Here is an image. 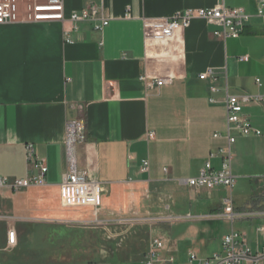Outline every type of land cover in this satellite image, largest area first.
I'll use <instances>...</instances> for the list:
<instances>
[{
  "label": "crops",
  "instance_id": "crops-1",
  "mask_svg": "<svg viewBox=\"0 0 264 264\" xmlns=\"http://www.w3.org/2000/svg\"><path fill=\"white\" fill-rule=\"evenodd\" d=\"M92 1L63 0L64 27L70 29V14ZM94 2L108 25L95 32L92 22L79 23L70 44L60 23L0 26V177L27 176V144L47 168L42 187L0 189V264H144L153 238L165 243L162 260L182 264L181 252L186 259L189 252L203 258L212 238L229 232L228 222L211 219L221 213L226 190H196L184 181L198 176L208 160L220 168L218 156H209L227 147L226 94L264 96L260 0ZM220 4L249 16L237 39H216V27L194 19L167 44L144 42L143 21ZM208 70L215 81L198 80ZM164 78L170 83L147 87ZM212 86L217 93H210ZM242 113L260 136L232 134L231 195L234 212L251 215L236 220V232L254 256L264 249V187L258 180L264 174V106L250 104ZM72 120L86 132L75 150L77 170L102 188L96 214L60 206L65 125ZM143 161L147 172L140 171ZM201 217L210 219H196ZM251 226L254 253L245 234Z\"/></svg>",
  "mask_w": 264,
  "mask_h": 264
},
{
  "label": "built area",
  "instance_id": "built-area-1",
  "mask_svg": "<svg viewBox=\"0 0 264 264\" xmlns=\"http://www.w3.org/2000/svg\"><path fill=\"white\" fill-rule=\"evenodd\" d=\"M93 0L91 4L78 13H71L68 23L70 29H66L64 17L63 0H0V26L9 24H48L60 23L63 26V37L66 44H70L69 33L76 30L79 23L92 22V29L95 32H101L107 25V20L99 18V9ZM264 0H260L257 15L264 19L262 11ZM199 19L206 24L214 26L217 31L213 33L216 39L226 41L228 39H237L244 25L248 22L249 16L241 9H227L220 4L212 9L185 10L169 19H158L143 21L142 35L144 42L154 44H167L178 34L186 30L192 20ZM264 37V34H263ZM239 61L245 62L247 58H241ZM198 80L211 82L215 81L213 71L208 70L198 76ZM170 83L169 78L156 80L147 87H160L163 84ZM255 83L259 85V80ZM211 94L217 93L215 87H210ZM214 103L213 99H209ZM250 104H260L264 106V96H229L224 98L225 108V139L226 149L217 150L210 154L209 159L216 156L220 159V168L212 169L210 160H208L198 176L184 181L186 185L196 190L204 189L210 191L216 187L226 190L227 196L221 200L222 211L216 216L211 217L215 220H223L231 226L229 232L222 238V253L214 255L209 259L199 258L195 253L187 254L189 264H261L264 263V249L256 252L252 256L245 240V236L237 233L232 228L233 223L241 218L251 215L237 214L233 210L232 190L235 186V178L231 173V152L230 148L235 143L233 133L242 137H259L260 132L250 125L246 116L243 115V107ZM148 139L153 138V134L147 135ZM214 135L213 138H218ZM86 140L84 124L79 121H68L65 125V158L67 171L62 176L59 185L60 206L62 208H92L93 214H96L100 206V195L102 188L99 183L91 178L87 172H79L76 167L75 150ZM25 164L27 176L23 179H9L0 177V189L19 191L30 187H42L45 185L44 177L47 172L45 163L35 157L33 146L25 145ZM35 174H32V172ZM141 172L148 171V162L143 161ZM264 187V174L258 179ZM200 220L210 219L209 217L196 218ZM7 240L9 245H13L15 234L8 233ZM166 251L165 243L157 238H153L149 244L145 255L144 264H173L174 259L169 257L165 260L160 258L161 252Z\"/></svg>",
  "mask_w": 264,
  "mask_h": 264
},
{
  "label": "rangeland",
  "instance_id": "rangeland-1",
  "mask_svg": "<svg viewBox=\"0 0 264 264\" xmlns=\"http://www.w3.org/2000/svg\"><path fill=\"white\" fill-rule=\"evenodd\" d=\"M243 181L246 184V186L248 187V181H246V180H243ZM251 189L255 190L253 185H251ZM230 228H231V226L228 224L227 225V231H229ZM232 228L235 231L238 230L237 221L234 222ZM255 231H256V228L254 226H251V228H248V227L245 228V234H246V238H247V243H248V245L251 246L253 253L255 251L254 250L255 249ZM221 244H222L221 236L220 235L214 236L212 238V241L209 244L206 245V248H204L202 250V254L200 255V257H203L202 259H209V258L213 257L214 255H219L220 253H222ZM180 249L182 251V248H180ZM181 256L183 257L182 264H188V259H186V257L183 256L182 252H181Z\"/></svg>",
  "mask_w": 264,
  "mask_h": 264
}]
</instances>
